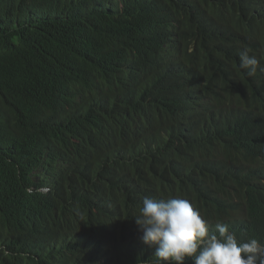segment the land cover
I'll return each mask as SVG.
<instances>
[{"label": "trees", "instance_id": "1", "mask_svg": "<svg viewBox=\"0 0 264 264\" xmlns=\"http://www.w3.org/2000/svg\"><path fill=\"white\" fill-rule=\"evenodd\" d=\"M245 49L264 67V0H0V264H155L144 197L264 245Z\"/></svg>", "mask_w": 264, "mask_h": 264}, {"label": "clouds", "instance_id": "2", "mask_svg": "<svg viewBox=\"0 0 264 264\" xmlns=\"http://www.w3.org/2000/svg\"><path fill=\"white\" fill-rule=\"evenodd\" d=\"M239 67L246 75L255 76L260 61L245 49ZM135 222L141 241L154 248L155 264H264V245L255 239L238 243L234 232L218 222L210 231L207 219L194 205L182 197L153 199L144 197ZM109 246L110 239L99 234Z\"/></svg>", "mask_w": 264, "mask_h": 264}]
</instances>
